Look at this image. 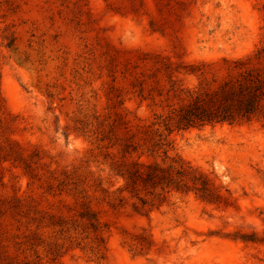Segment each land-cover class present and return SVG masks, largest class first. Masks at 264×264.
Segmentation results:
<instances>
[{"label":"rangeland","instance_id":"374dc122","mask_svg":"<svg viewBox=\"0 0 264 264\" xmlns=\"http://www.w3.org/2000/svg\"><path fill=\"white\" fill-rule=\"evenodd\" d=\"M187 1L191 13L176 40L150 28L151 9L134 14L118 0H0V156L9 143L37 153L42 179L87 165L95 172L105 168L86 161L89 146L77 127L106 104L99 65L110 47L193 61L243 56L264 45V0ZM127 105L148 114L137 100ZM171 138L170 155L209 174L228 204L179 193L148 213L101 204L108 226L103 257L73 248L55 259L43 253V264H264V127L188 128ZM44 189L19 162L0 158V237L11 238L15 226L25 225L4 204L15 196L57 209V198ZM136 236L151 246L131 249Z\"/></svg>","mask_w":264,"mask_h":264},{"label":"trees","instance_id":"16d2710c","mask_svg":"<svg viewBox=\"0 0 264 264\" xmlns=\"http://www.w3.org/2000/svg\"><path fill=\"white\" fill-rule=\"evenodd\" d=\"M118 2L134 14L151 9L150 28L176 40L191 13L187 0ZM99 71V77L106 78V104L84 116L77 132L89 146L86 161L105 168L95 172L87 165L85 171L50 172L42 179L34 166L37 153L25 154L12 143L3 147L0 158L23 165L30 178L44 185L46 194L57 198L58 206L53 210L17 196L4 203L18 222L25 219V225L15 226L18 232L11 238L0 237V264H43L44 255L55 259L73 248L88 249L102 258L108 226L101 220V204L111 209L130 205L148 213L175 193L228 204L209 174L170 155L171 134L223 124L264 127V45L243 56L193 61L176 53L110 47ZM132 99L137 107L145 105V117L132 113L127 105ZM44 231L50 233L48 238ZM128 246L143 250L151 242L136 236Z\"/></svg>","mask_w":264,"mask_h":264}]
</instances>
